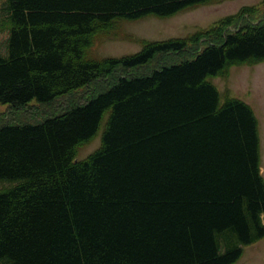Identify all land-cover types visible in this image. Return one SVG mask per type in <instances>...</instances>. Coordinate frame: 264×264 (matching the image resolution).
Wrapping results in <instances>:
<instances>
[{"label":"trees","instance_id":"trees-1","mask_svg":"<svg viewBox=\"0 0 264 264\" xmlns=\"http://www.w3.org/2000/svg\"><path fill=\"white\" fill-rule=\"evenodd\" d=\"M211 0H6L0 101L48 102L116 68L143 66L186 40L148 42L120 58L89 56L119 18L169 16ZM264 0L201 32L180 63L123 75L37 124L0 125V264H232L264 237L258 119L209 81L264 60ZM108 113L103 144L75 148ZM14 183V184H13Z\"/></svg>","mask_w":264,"mask_h":264},{"label":"rangeland","instance_id":"rangeland-1","mask_svg":"<svg viewBox=\"0 0 264 264\" xmlns=\"http://www.w3.org/2000/svg\"><path fill=\"white\" fill-rule=\"evenodd\" d=\"M260 1L211 0L169 16L150 14L137 19L119 18L113 23L103 25L96 31L90 48L89 56L95 59L120 58L140 51L148 42L171 38L185 39L186 47L180 52L159 53L143 66L130 69L118 67L111 74L100 76L48 102L34 98L16 107L0 101V125L40 123L46 117L61 114L72 105L97 96L123 75L149 73L164 64L192 59L202 49L203 43L199 40L202 31L209 29L219 19L236 13L241 7L258 5ZM259 9L264 10V6L261 5ZM10 25L6 0H0V52H6L7 55ZM208 79L219 90L221 103L239 98L253 108L258 119L261 171L264 177V60L230 63ZM107 119L108 113L103 117L97 133L75 148V160H84L101 148ZM11 184L0 181V190ZM232 264H264V237L244 245L242 255Z\"/></svg>","mask_w":264,"mask_h":264}]
</instances>
